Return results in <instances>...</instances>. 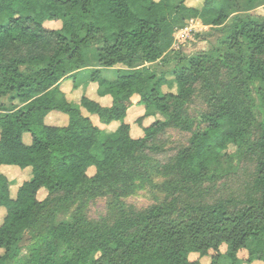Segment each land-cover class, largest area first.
<instances>
[{
	"label": "trees",
	"instance_id": "obj_1",
	"mask_svg": "<svg viewBox=\"0 0 264 264\" xmlns=\"http://www.w3.org/2000/svg\"><path fill=\"white\" fill-rule=\"evenodd\" d=\"M202 1L0 0V264H264V23L249 14L264 0ZM190 19L218 44L157 72ZM90 68L93 95L75 107L68 93ZM169 131L186 139L159 159ZM11 168L28 175L17 187ZM227 180L241 190L213 197ZM147 188L162 200L125 204ZM98 198L108 213L92 220Z\"/></svg>",
	"mask_w": 264,
	"mask_h": 264
},
{
	"label": "rangeland",
	"instance_id": "obj_2",
	"mask_svg": "<svg viewBox=\"0 0 264 264\" xmlns=\"http://www.w3.org/2000/svg\"><path fill=\"white\" fill-rule=\"evenodd\" d=\"M202 0H186V6L188 7H195V8H200L202 6ZM249 14L251 15V17L255 20H257L260 23H264V7H260L257 8L255 10H252L249 12ZM189 21V20H188ZM188 21H186V23H188ZM194 26L192 28L191 31H187L182 35H174L173 34V45H172V49L174 50L173 54H168L166 57L168 60H171L173 62H170L169 65H158V66H152L153 69H155L157 72H161V71H169L171 70L174 65H175V60H173L174 55H179L180 56H187L190 57L192 55H195L197 53L200 52H204V51H208L210 50L213 46H216L218 44V41L221 38V33L219 32V30L210 28V27H205L203 26L202 23H200V21L198 22H194ZM230 23V21L228 22ZM185 28V27H183ZM91 69H85L82 70L81 72H79L80 77L78 76L79 81H77V83H80V78L82 80V77H86L85 75L81 74L82 72L88 71L86 73L87 76H90V72ZM83 75V76H82ZM103 77L106 80H113L115 78V71L114 69H110V70H104L103 71ZM89 80V79H88ZM87 80V83H88ZM171 81V80H170ZM81 86L85 85V81L81 82ZM164 90L166 92H172L174 94H177L178 89L177 86L174 82H170V84L168 85V87H164ZM81 93V90L79 89V87L76 88L75 90V94L72 96V99L74 100H70L73 103V106H78L80 101H79V94ZM81 100V99H80ZM4 102H7L5 99L3 100ZM137 98L133 99V102H136ZM202 104L199 100H194V103L191 105L190 108V112L194 113L196 111H198L201 108ZM165 120V117L162 116L159 113L155 114V117H149L146 118L144 121V125H149L152 121L154 120ZM119 122H113L108 126H101L99 125V127H101L102 129V133H101V137H100V142H103V140H105L106 138L109 137H114L117 131V128L119 127ZM140 132H136L135 135L133 134L134 137L139 136ZM186 136L184 134H180L178 132H174V131H169L168 133H166L164 135L163 138H161V149H162V153L159 157V159H163L164 157L172 156L175 151L183 144V142L185 141ZM228 152L233 153L235 152V147L234 145L230 144L228 146ZM94 155L99 156L100 155V148L97 147L94 150ZM19 173V172H17ZM94 174V169L91 168L90 170H88V176H92ZM11 175L9 173V178H11ZM250 176V172H243L240 174L241 179L244 181H247L248 178ZM25 177H27V175H20V176H13V178L17 179V182L15 183V185H12L13 187H17L20 184V181L23 180ZM157 182H161L162 179L157 178L156 179ZM14 182V180H13ZM241 185H236L233 182H228L227 181H222L219 182L218 185L216 186V189L213 191V197H219V196H224V195H230L232 192L233 193H237L241 190ZM46 195V191H41V193L39 194V199H43ZM162 200V195L160 194V192H157L155 190H152L150 188H147L143 191H140L128 198H126L124 200L125 204L127 206H132L134 207L136 210H142L150 205L156 204L157 202ZM4 212L3 209L0 210V221L3 218V214H1V212ZM108 213V200L107 198H98L95 199L93 201H90L88 203L87 206V216L92 219V220H98L99 218L105 216ZM30 242V236L28 233H26L23 237V240L21 242V246H22V252L21 254L24 255L26 253V249L25 247L28 245V243ZM220 253L222 254H227L229 252V247L226 244H222L219 248ZM212 254V253H211ZM99 256V254H95L93 256V258H97ZM241 258H243L244 256L241 255ZM197 259V255H191L190 260H195ZM202 264H210V258L209 257H204L201 260ZM238 264H246L245 262H239ZM259 264V263H258Z\"/></svg>",
	"mask_w": 264,
	"mask_h": 264
},
{
	"label": "crops",
	"instance_id": "obj_3",
	"mask_svg": "<svg viewBox=\"0 0 264 264\" xmlns=\"http://www.w3.org/2000/svg\"><path fill=\"white\" fill-rule=\"evenodd\" d=\"M88 70V69H87ZM81 72V71H80ZM88 71H85V72H82L81 74H83V75H85L86 77H82V80H83V82L85 81V85H83V86H81L82 84H81V82H82V80H81V78H80V83L78 82L77 83V81H79V79H78V77H77V80H76V84H75V88H73L72 90H70V92L68 93V98L70 99V100H74V99H72V96L75 94V90H76V88L77 87H79V89L81 90V93L79 94V101H80V99L82 98V96L83 95H85V94H89L90 93V96L92 97V95H93V92H90V91H88V86H89V80L88 79H90V76H87L86 75V73H87ZM82 75V76H83ZM78 76L80 77V75L78 74ZM87 80H88V83H87ZM94 98L98 101V102H100L103 106H109L110 105V99L108 98V97H105V98H97V97H95L94 96ZM72 102V101H71ZM51 118V120H55V119H57V115H54V116H51L50 117ZM113 123V122H112ZM111 124V123H110ZM109 124V125H110ZM108 126V125H107ZM106 127V126H105ZM3 169H0V171H2ZM6 171H8L10 174H12L11 175V178H13V176L15 177V176H20V175H23V173L22 172H20V173H17V171H16V169H13V168H11V169H8V170H6ZM28 176V175H27ZM256 264V263H255Z\"/></svg>",
	"mask_w": 264,
	"mask_h": 264
},
{
	"label": "built area",
	"instance_id": "obj_4",
	"mask_svg": "<svg viewBox=\"0 0 264 264\" xmlns=\"http://www.w3.org/2000/svg\"><path fill=\"white\" fill-rule=\"evenodd\" d=\"M197 21L199 22V20L190 19L188 21V23L186 24L185 28L176 30L175 33H174V35H182V34H184L187 31H191L192 28H193V26H194V24H195L194 22H197Z\"/></svg>",
	"mask_w": 264,
	"mask_h": 264
}]
</instances>
